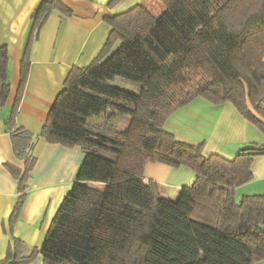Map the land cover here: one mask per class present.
Here are the masks:
<instances>
[{
    "label": "trees",
    "instance_id": "obj_1",
    "mask_svg": "<svg viewBox=\"0 0 264 264\" xmlns=\"http://www.w3.org/2000/svg\"><path fill=\"white\" fill-rule=\"evenodd\" d=\"M155 16L136 4L108 13L110 33L85 67L73 66L54 99L38 135L10 131L19 169L17 217L35 165L38 138L67 147L80 145L84 159L64 196L39 251L13 248L0 264H26L40 253L43 264H254L264 259V194L235 199L252 179L251 165L264 156V144L247 147L232 159L204 156L203 144L180 141L164 122L196 98L214 105L230 102L264 132V0H225L212 10L207 0H158ZM118 0H109L114 7ZM53 10L69 17L60 0L35 7L21 58L24 86L32 40ZM7 48L0 46V106L9 93ZM116 77L138 92L113 85ZM110 112L117 122L93 121ZM110 115V117H111ZM148 162L188 167L193 182L175 200L145 181ZM99 184L100 186H93ZM13 250V251H12Z\"/></svg>",
    "mask_w": 264,
    "mask_h": 264
},
{
    "label": "crops",
    "instance_id": "obj_2",
    "mask_svg": "<svg viewBox=\"0 0 264 264\" xmlns=\"http://www.w3.org/2000/svg\"><path fill=\"white\" fill-rule=\"evenodd\" d=\"M40 1L0 0V46L7 48L6 81L9 84L8 96L0 106V261L7 257L15 239L21 244V255L40 250L84 159L80 145L67 147L38 138L33 150L36 162L27 181L26 197L17 217L11 221L18 198V180L6 164L22 169L23 161L15 157L10 131L21 127L33 135L40 133L70 69L87 66L104 45L111 30L104 20L105 15L120 12L108 7L109 0H60L71 10V15L63 17L53 10L32 40L26 80L12 116L31 16ZM138 91L139 88H135L133 92ZM110 115L106 112L92 120L127 125L128 119ZM163 127L180 141L202 143L204 156L216 154L232 159L244 148L264 144V132L230 102L214 105L196 98L169 115ZM251 172L252 179L236 188V200L244 195L264 194V156L254 158ZM143 178L155 182L160 194L168 198L177 197L182 187L190 185L195 173L184 166L148 162L143 168ZM26 264H43V258L38 252ZM254 264H264V259Z\"/></svg>",
    "mask_w": 264,
    "mask_h": 264
},
{
    "label": "rangeland",
    "instance_id": "obj_3",
    "mask_svg": "<svg viewBox=\"0 0 264 264\" xmlns=\"http://www.w3.org/2000/svg\"><path fill=\"white\" fill-rule=\"evenodd\" d=\"M207 1L209 2L211 9L214 10L218 6H220L225 0H207ZM136 4H140L146 7L155 16L161 14L164 10V7L161 5V3L158 0H118V2L114 4V9L123 12ZM111 83L128 91H134L135 88H139L138 84L130 82L121 77H116L113 81H111ZM120 126H123L122 122ZM92 185L97 187L100 186L99 184H92ZM168 198L171 200H175L177 197L168 196ZM237 200L239 201L240 197L237 198Z\"/></svg>",
    "mask_w": 264,
    "mask_h": 264
}]
</instances>
